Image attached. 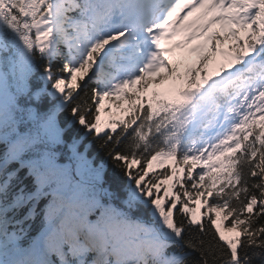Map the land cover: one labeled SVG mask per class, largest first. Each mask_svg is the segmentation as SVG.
<instances>
[{
	"label": "snow or ice",
	"instance_id": "obj_1",
	"mask_svg": "<svg viewBox=\"0 0 264 264\" xmlns=\"http://www.w3.org/2000/svg\"><path fill=\"white\" fill-rule=\"evenodd\" d=\"M0 264H264V0H0Z\"/></svg>",
	"mask_w": 264,
	"mask_h": 264
},
{
	"label": "trees",
	"instance_id": "obj_2",
	"mask_svg": "<svg viewBox=\"0 0 264 264\" xmlns=\"http://www.w3.org/2000/svg\"><path fill=\"white\" fill-rule=\"evenodd\" d=\"M61 162H62V163H65V162H67V161L62 160Z\"/></svg>",
	"mask_w": 264,
	"mask_h": 264
}]
</instances>
